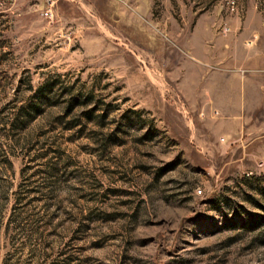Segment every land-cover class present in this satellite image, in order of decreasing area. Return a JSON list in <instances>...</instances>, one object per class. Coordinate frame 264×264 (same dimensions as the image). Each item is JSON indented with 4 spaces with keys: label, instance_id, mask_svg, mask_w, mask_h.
<instances>
[{
    "label": "rangeland",
    "instance_id": "1",
    "mask_svg": "<svg viewBox=\"0 0 264 264\" xmlns=\"http://www.w3.org/2000/svg\"><path fill=\"white\" fill-rule=\"evenodd\" d=\"M240 44L264 81V0H0V264H264Z\"/></svg>",
    "mask_w": 264,
    "mask_h": 264
},
{
    "label": "crops",
    "instance_id": "2",
    "mask_svg": "<svg viewBox=\"0 0 264 264\" xmlns=\"http://www.w3.org/2000/svg\"><path fill=\"white\" fill-rule=\"evenodd\" d=\"M233 47V46H231ZM238 49L240 53H242L239 57L235 59L234 58H226L223 60L224 65L223 66H232L237 65L239 69L237 71L232 72V77L235 79V82H231L228 77H222L223 80L218 84V88L221 91V97L223 99L222 102H216L217 105H219V108L221 110V113L228 114V113H236L239 112L233 108H229L232 103L234 104L235 99H239L246 96L245 90L247 89H255V90H264V81L257 80L254 81L252 74H245L246 72L242 71L241 69L243 67H247L250 71V73L255 72L254 69L249 68L253 67L255 65V55L252 54V56L248 57L247 55H244V53H247L250 50H255L256 47L252 46H245V45H238ZM244 55V56H243ZM264 56V55H263ZM228 69V68H227ZM251 69V70H250ZM226 70V69H224ZM240 70V71H239ZM254 74V73H253ZM235 91V92H233ZM212 97V96H211ZM215 99V98H214ZM216 100V99H215ZM228 101V102H227ZM227 103H230L229 105ZM232 104V105H233ZM240 122V119H237L234 121V123L238 124Z\"/></svg>",
    "mask_w": 264,
    "mask_h": 264
},
{
    "label": "built area",
    "instance_id": "3",
    "mask_svg": "<svg viewBox=\"0 0 264 264\" xmlns=\"http://www.w3.org/2000/svg\"><path fill=\"white\" fill-rule=\"evenodd\" d=\"M197 191H198V192H201V188H197Z\"/></svg>",
    "mask_w": 264,
    "mask_h": 264
}]
</instances>
